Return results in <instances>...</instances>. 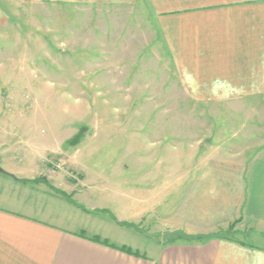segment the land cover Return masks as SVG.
<instances>
[{
	"label": "rangeland",
	"instance_id": "rangeland-1",
	"mask_svg": "<svg viewBox=\"0 0 264 264\" xmlns=\"http://www.w3.org/2000/svg\"><path fill=\"white\" fill-rule=\"evenodd\" d=\"M168 60L144 6L0 0V164L47 176L46 186L2 173L0 193L47 202L67 228L141 251L189 235L163 221L168 200L204 183L174 187L172 175L210 174L213 192L220 175H238L246 198L257 174L264 193V95L188 100ZM149 186L169 191L141 204ZM222 226L210 232L264 247V221Z\"/></svg>",
	"mask_w": 264,
	"mask_h": 264
},
{
	"label": "crops",
	"instance_id": "crops-1",
	"mask_svg": "<svg viewBox=\"0 0 264 264\" xmlns=\"http://www.w3.org/2000/svg\"><path fill=\"white\" fill-rule=\"evenodd\" d=\"M47 1L52 0L43 3ZM58 1L82 6H144L169 55L165 68L185 87L188 100L250 101L264 95V0ZM0 167V174L17 182L31 179L47 186L35 181L38 176L21 177ZM238 178L220 175L223 189L216 192L210 174H175L165 179L178 183L174 187H180L179 182L204 183L198 190L197 185H189L183 201L168 200L173 207L163 217L168 227L202 237L141 242L144 251L137 244L107 239L106 243L82 225L67 228L63 217L56 220L59 214L47 210V202L28 205V199L0 193V264H264L263 246L210 232L240 215L264 221V193L257 190L258 175H253L246 198ZM156 187L143 191L141 204L169 191ZM142 214L144 218L147 211ZM124 245L131 249L122 248Z\"/></svg>",
	"mask_w": 264,
	"mask_h": 264
},
{
	"label": "trees",
	"instance_id": "trees-1",
	"mask_svg": "<svg viewBox=\"0 0 264 264\" xmlns=\"http://www.w3.org/2000/svg\"><path fill=\"white\" fill-rule=\"evenodd\" d=\"M79 140V138H77ZM46 181L47 179L45 177H40V178H36L35 181ZM181 237H183V239H186V240H191V239H194V238H201L202 236H190V235H182ZM174 240V239H173ZM176 240V239H175ZM106 243L108 242L106 239L104 240ZM122 248H125V249H131V247H126L125 245L122 247Z\"/></svg>",
	"mask_w": 264,
	"mask_h": 264
},
{
	"label": "water",
	"instance_id": "water-1",
	"mask_svg": "<svg viewBox=\"0 0 264 264\" xmlns=\"http://www.w3.org/2000/svg\"><path fill=\"white\" fill-rule=\"evenodd\" d=\"M0 170H3V168H2V167H0Z\"/></svg>",
	"mask_w": 264,
	"mask_h": 264
}]
</instances>
